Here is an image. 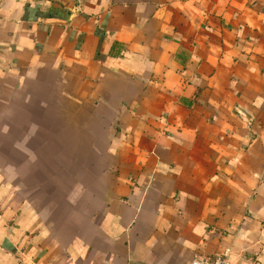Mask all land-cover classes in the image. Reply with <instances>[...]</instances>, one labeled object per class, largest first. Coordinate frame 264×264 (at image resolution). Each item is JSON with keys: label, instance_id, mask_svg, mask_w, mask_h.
<instances>
[{"label": "crops", "instance_id": "obj_1", "mask_svg": "<svg viewBox=\"0 0 264 264\" xmlns=\"http://www.w3.org/2000/svg\"><path fill=\"white\" fill-rule=\"evenodd\" d=\"M0 136V264H264V0H0Z\"/></svg>", "mask_w": 264, "mask_h": 264}, {"label": "built area", "instance_id": "obj_2", "mask_svg": "<svg viewBox=\"0 0 264 264\" xmlns=\"http://www.w3.org/2000/svg\"><path fill=\"white\" fill-rule=\"evenodd\" d=\"M190 264H230L229 250L225 249L215 255L195 257L190 261Z\"/></svg>", "mask_w": 264, "mask_h": 264}, {"label": "rangeland", "instance_id": "obj_3", "mask_svg": "<svg viewBox=\"0 0 264 264\" xmlns=\"http://www.w3.org/2000/svg\"><path fill=\"white\" fill-rule=\"evenodd\" d=\"M81 115H83L82 114V112L80 113ZM112 115V113L110 112V113H108L107 114V116H111ZM82 122H84L83 120H81ZM10 123L12 122V120H10L9 121ZM85 122L86 123H88L89 124V122H90V120H85ZM84 122V123H85ZM93 122V120H91V123ZM85 123V124H86ZM9 135V134H8ZM11 136V135H10ZM93 137V136H92ZM3 138H5V137H1L0 136V140L2 141V139ZM53 139H56V140H58L57 139V137H52ZM84 137H81V140L83 139ZM87 138H89V137H85V139H87ZM68 139V142L67 143H69V144H72V142H71V140L72 139H76V141H77V137L75 136V137H73V136H69L68 138L67 137H64V140H67ZM80 142V144H79V149H80V153H82V144H81V141H79ZM78 143V142H77ZM4 145V144H3ZM4 154V156L5 155H7L8 156V159L11 161V159L13 158V154H12V152H7V153H5L4 151L3 152H1L0 153V159H2L1 157H2V155ZM86 154H87V152H86ZM85 154V148H84V155H86ZM84 156L82 155V156H80V158L82 159ZM10 164H11V162H10ZM6 169V173L9 171V170H11V167H8V168H5Z\"/></svg>", "mask_w": 264, "mask_h": 264}]
</instances>
